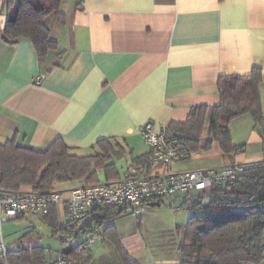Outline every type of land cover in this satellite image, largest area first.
Here are the masks:
<instances>
[{
  "label": "crops",
  "instance_id": "0c3cea01",
  "mask_svg": "<svg viewBox=\"0 0 264 264\" xmlns=\"http://www.w3.org/2000/svg\"><path fill=\"white\" fill-rule=\"evenodd\" d=\"M66 1L56 36L48 26L57 48L42 59L29 38L13 44L0 39V142L15 137L19 144L44 149L60 138L73 153L84 155L99 139L114 137L126 149L114 160L120 176L136 165L132 158L137 166L147 161L141 125L152 121L159 130L183 122L192 106L219 102L221 75L264 67V0H68L64 12ZM5 20L0 0V30ZM229 127L232 142L244 145L241 152L229 158L213 142L168 170L264 160L261 136L249 115L233 119ZM164 170L160 165L147 169ZM97 176L105 180L103 171ZM82 181L58 188L66 199L69 188ZM179 196L163 198L159 205L151 201L139 217L122 212L108 219L101 229L114 228L87 247L88 264H122L113 238L139 264H178L176 227L191 215L185 202L190 195ZM166 199L169 209L157 207ZM55 208L65 222L66 202ZM55 257L50 254L47 261Z\"/></svg>",
  "mask_w": 264,
  "mask_h": 264
},
{
  "label": "trees",
  "instance_id": "16d2710c",
  "mask_svg": "<svg viewBox=\"0 0 264 264\" xmlns=\"http://www.w3.org/2000/svg\"><path fill=\"white\" fill-rule=\"evenodd\" d=\"M62 1L4 0L6 20L0 39L13 44L21 37L29 38L42 59L50 49L57 48L45 19L52 14L55 20L64 23ZM262 82L264 67L260 66L252 67L245 75H221L217 81L219 102L213 106H192L183 122H171L166 130L180 138L190 152L207 150L217 142L230 158L244 147L232 142L230 123L239 116L249 115L253 128L260 133L264 150ZM90 149L87 154L77 155L60 138L44 149H35L11 137L0 142V189L18 191L29 186L30 190L45 192L80 179L94 183L99 180L97 170L103 171L105 180L118 178L114 160L124 156V145L114 137H107L99 139ZM132 159L137 165L136 158ZM240 164L244 166L243 172L230 183L187 193L190 197L185 200L186 207L192 213L184 226L176 227L181 236L178 264H258L264 259V160ZM141 167L149 168L146 162ZM122 212H128L126 206L99 205L90 214L91 226H101ZM41 216L53 234H59L62 244L59 253L71 255L78 264H88L87 248L69 243L71 237L77 236L74 231L79 221L60 222L55 203H50ZM111 227L114 228L109 225L102 231ZM86 231L87 228L82 229L79 235ZM113 242L122 264H139L117 239L113 238ZM6 244L7 264H43L51 254L39 244L16 249Z\"/></svg>",
  "mask_w": 264,
  "mask_h": 264
},
{
  "label": "built area",
  "instance_id": "2783aa9c",
  "mask_svg": "<svg viewBox=\"0 0 264 264\" xmlns=\"http://www.w3.org/2000/svg\"><path fill=\"white\" fill-rule=\"evenodd\" d=\"M39 81L37 78L35 82ZM139 132L149 148L146 165L149 168L160 165L165 168L163 172L150 173L147 171L149 168L129 165L116 179L94 183L80 182L71 186L66 199L61 189L45 192L0 189V264H7L3 224L20 214L30 212L42 215L47 212L50 203L66 202L65 218L70 222H80L85 216H90L99 205L126 206L131 215L137 216L147 207L146 203L149 201L166 197L174 199L179 191L188 193L227 184L244 170L240 163L205 169L168 170L170 165L185 161L191 156L182 140L169 136L165 127L155 130L152 121L141 125ZM91 225L92 222L87 231L81 233L78 242L80 249L87 248L102 235L101 226ZM43 264H78V261L71 255L59 254Z\"/></svg>",
  "mask_w": 264,
  "mask_h": 264
},
{
  "label": "rangeland",
  "instance_id": "374dc122",
  "mask_svg": "<svg viewBox=\"0 0 264 264\" xmlns=\"http://www.w3.org/2000/svg\"><path fill=\"white\" fill-rule=\"evenodd\" d=\"M68 4L69 2L67 0L62 8V11H67ZM45 22L47 26H49V28L52 30L54 36H56L55 32L57 31L55 30V27L57 25V22L54 16L52 14L49 15L46 18ZM118 166H120V163H118ZM182 194H184L183 191L178 192V195L181 196ZM178 201L179 200H176V202ZM167 202L168 200L164 201L163 204L157 207L169 209ZM189 212L192 213V210H190ZM139 215L135 217H139ZM3 231L8 243V248L10 249L39 244L47 247L50 250L52 257L57 256V254H59L60 252L62 244L59 240V234H53L52 230L43 222L41 215L26 212L24 213L23 217H19L4 223ZM80 239L81 236L78 234L76 237H71L69 243L71 245H75L80 241Z\"/></svg>",
  "mask_w": 264,
  "mask_h": 264
},
{
  "label": "water",
  "instance_id": "95a60500",
  "mask_svg": "<svg viewBox=\"0 0 264 264\" xmlns=\"http://www.w3.org/2000/svg\"><path fill=\"white\" fill-rule=\"evenodd\" d=\"M151 205H159V202L157 201H154V202H151L150 203ZM92 222V219L90 216H85L80 222L79 224L77 225V227L75 228V231H74V234L75 235H78L79 232L84 229V228H87Z\"/></svg>",
  "mask_w": 264,
  "mask_h": 264
}]
</instances>
